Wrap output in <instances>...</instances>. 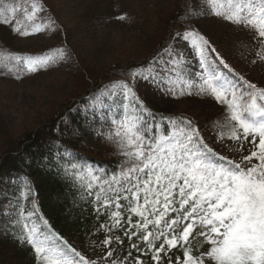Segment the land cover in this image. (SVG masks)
Returning <instances> with one entry per match:
<instances>
[{
  "label": "rangeland",
  "instance_id": "374dc122",
  "mask_svg": "<svg viewBox=\"0 0 264 264\" xmlns=\"http://www.w3.org/2000/svg\"><path fill=\"white\" fill-rule=\"evenodd\" d=\"M173 1L25 0L29 9L35 2L42 6V11L37 12L33 21L25 20L21 14L15 23L19 20L21 23L18 26L29 31L35 24L45 25L51 22V27H44L31 35H20L15 46L21 50V58L51 55L57 59L46 65H38L35 71H27L29 75L19 81L0 79V121L4 123L8 134L17 136L43 120L75 92L80 80L85 86L86 80L95 78V82L109 68L135 63L141 57L159 49L162 40L167 36L165 22H169L167 14L171 12ZM216 6L219 7L218 4ZM211 8L208 0L193 2L189 12L192 29L174 33L167 48L160 50L158 56L155 55L157 57L154 56L150 67L138 72L132 86L118 87L124 84L119 80L107 83L85 105L76 106L72 110L80 120V127L73 128L71 135L82 141L78 145L81 153L93 157L102 156L100 153L106 149L105 140L115 130L113 118L119 119L124 114L135 115L145 104L153 111L167 116L192 117V124L199 129V135L209 148L219 156L242 163V157L253 150L250 145L251 137L248 141H242L241 148L237 142L219 135L212 128L213 124L208 117L205 119L207 106L220 109L222 104L212 93L200 91L198 85L202 83L201 65L202 62L214 63L217 72L235 85V88L237 84H246L245 81L264 88V60L257 55L258 52L264 55V50L255 30L214 15ZM121 16L124 19H120ZM187 32L198 33L208 41L203 55L197 46L200 41L196 36L186 37ZM213 48L215 52L211 51ZM61 55L62 59L59 58ZM75 59L79 62L73 63ZM219 59H223L228 68L219 64ZM204 75L207 77L208 74ZM110 77L102 76V79ZM240 77L244 79L241 80ZM113 88L115 94L108 95ZM228 95H231L230 92ZM98 99H103V106L97 103ZM260 100L264 106V99ZM65 118L70 122L71 115L68 113ZM255 162L254 159L253 163ZM3 184L0 179V264H29L31 261L23 255V249L32 247L33 244L21 242L14 247L13 242L7 238L9 226L16 224H21L24 229L25 225L28 230L35 229L38 233L36 239L47 240L49 245L61 251L62 256L57 258H66L70 264H75L79 259L76 253L95 264H111L112 259L117 260L118 264L121 261L124 264H135L137 256L142 264H156L141 241L138 240L135 244L145 249L144 254L134 256L133 251L137 249L131 247L132 252L127 249L129 242L122 233L121 226L111 232L108 228L112 225L102 228L98 221L103 215L101 209L96 211L97 222L88 225L91 232L87 231L86 226L82 235L70 234L69 242L53 231L42 217V212L49 213L60 202L61 196L38 194L39 189H36L34 179L25 192L16 196ZM86 200L87 196L84 195L74 200L68 209L71 220L81 214L87 216L89 209L84 207ZM120 203L123 204V200ZM39 204L45 208L39 209ZM187 207L186 205L185 208ZM21 211L23 217L20 215ZM169 214L165 219L177 215L174 212ZM186 223L187 221L183 222L177 232L182 231ZM69 228L77 231L71 225ZM107 235L120 237L123 243L118 244L113 240L109 247L114 255L106 260L104 257L109 248H105L102 241ZM161 240L155 242L156 247H159ZM185 247H190L195 256L207 251L210 245L194 229ZM165 248L167 249V245ZM182 251L183 248L177 245L167 255L162 252L160 264H168L169 259L172 264H176L177 256L182 261ZM125 257L128 259L125 260Z\"/></svg>",
  "mask_w": 264,
  "mask_h": 264
},
{
  "label": "snow or ice",
  "instance_id": "6c2138e0",
  "mask_svg": "<svg viewBox=\"0 0 264 264\" xmlns=\"http://www.w3.org/2000/svg\"><path fill=\"white\" fill-rule=\"evenodd\" d=\"M208 2L212 5V14L255 30L264 50V0ZM38 11H42V6L35 2L29 9L27 4L23 7L20 4L12 6L0 0V22L5 24H11L17 13H21L25 20L33 21ZM119 18L124 19L123 16ZM20 23L16 21L17 25ZM44 27H51V22L35 24L31 31L14 26L13 31L31 35ZM185 36L197 37L200 41L197 46L203 55L208 41L195 32H187ZM211 51L215 52V49ZM216 55L219 57L218 53ZM257 55L264 60V55L259 52ZM2 56L0 52V67L4 66ZM56 59L51 55L27 57L22 58V63L31 72L38 65H46ZM219 64L228 68L223 59H219ZM201 67L200 91L212 93L231 110L232 125L228 139L243 148L242 141H248L251 137L253 150L242 157V163L219 156L209 148L199 135V129L188 118H170L171 130L157 136L155 133L149 134L150 130L139 116L124 114L119 119L113 118L115 130L108 137L123 157L119 173H113L110 179L104 180L93 170L79 166L73 169V179L77 182L86 181L82 186L90 193L96 190L97 202L103 198L101 207L115 206L116 211L111 213L114 223L108 228L109 232L121 226L120 210L125 206L120 201H127L128 211L140 219L133 225L132 217L129 216L128 230H125L124 235L129 241L134 236L138 237L147 252L152 253L151 260L156 264H160L162 252L167 255L177 245L183 248V260L177 256L176 264H206V261L207 264H264V106L257 104L258 97L264 99V88L245 81L247 89L251 90L248 100H245L244 93H237L235 85L217 72L214 63L202 62ZM118 87L127 88V85ZM107 94H115V88ZM97 103L103 106V99H98ZM173 212L177 213L175 217L165 219ZM20 215L23 217V211ZM185 221L186 226L177 232V228ZM150 225L152 230H149ZM24 227L27 231L22 239L33 244L38 259L43 256L49 264H70L66 258H57L62 256L61 251L49 245L47 240H37L35 229L28 230L27 225ZM133 227L136 231H130ZM194 229L210 245L207 251L195 256L190 247H185ZM161 238L163 243L156 247L155 242ZM113 240L118 244L123 243L120 237L107 235L102 241L104 247L109 248L104 257L106 260L114 255L109 247ZM131 247L142 254L145 252L137 244ZM72 251L75 252L74 249ZM76 255L79 259L75 264H95L78 253ZM128 255L131 256V253ZM111 264H118V261L112 259ZM135 264H142L139 256ZM168 264H172L171 259Z\"/></svg>",
  "mask_w": 264,
  "mask_h": 264
},
{
  "label": "trees",
  "instance_id": "16d2710c",
  "mask_svg": "<svg viewBox=\"0 0 264 264\" xmlns=\"http://www.w3.org/2000/svg\"><path fill=\"white\" fill-rule=\"evenodd\" d=\"M110 1L114 2L115 0ZM192 1L193 0L173 1L170 7L171 12L167 14L169 16V22H165L167 36L162 40L160 48L154 51V53L141 57L135 63L131 62L128 63V65L106 69L107 71L101 75L100 78H97L95 82V78L90 81L86 80L85 86H83L80 80V82L77 83L75 92L68 96L55 111L46 115L43 120L35 123L30 128L18 133L17 136L8 134L4 123L0 121L1 184L5 183L3 186L7 185L11 189V193L16 196L25 192L34 179L36 189H39L38 194H57L61 196L60 202L54 206L49 213L42 212V215L48 226L54 231H57L68 241L70 240L68 237L70 234L82 235L86 226L87 231L91 232V229H88V225L97 222V208L103 211V215L98 221H100V224L107 226H111L114 223V220L111 219V213L116 211L114 205L111 208L101 207L100 205L103 201L97 202L96 190L90 193L82 186L86 181L77 182L73 179L74 167L85 166L87 169L93 170L95 174L99 175L104 180H108L113 173H119L123 163V157L117 151L115 143L108 139L109 136L105 140L104 147L106 149L102 150L100 153L102 156L99 155V158L80 152L78 145H80L82 141L71 135L73 128L80 127V120L77 114L72 112L73 108L77 105L84 104L88 97L108 82L120 80L130 85L134 77L133 74L140 68L149 65L150 60L168 45L175 31L192 29V25L188 20ZM4 3L12 6L20 4L21 7L24 5L22 0H4ZM89 13L92 15V12ZM17 14L20 15V13ZM14 26H16L14 23L5 24L0 22V52L3 54L2 62L4 65L0 67V79L18 81L24 74L27 76L28 72L23 66L22 61L17 57L21 53V50L16 48L15 42L19 39L20 34L13 31ZM74 62L79 61L75 59ZM77 67H79V64H77ZM105 75H110L111 77L102 79V76L106 77ZM87 76L88 75H86V77ZM78 87H81V89L78 90ZM249 91L251 90L247 89L246 85L244 92L242 91L245 100L249 98ZM212 107L215 109H212ZM212 107L207 106L205 110V119L208 117L207 119L213 124L212 128L218 131L220 135L228 138L232 125L230 118L226 116L228 107L226 106L225 108L222 106L220 109L215 106ZM229 112H231L230 109L228 110V113ZM68 113L71 115L70 122L66 121L65 118V115ZM136 116H139L146 128L150 130L149 134L155 133L157 136L169 131L170 118L175 117L179 120L185 117L194 121L192 117L187 115L171 117L151 109L138 111ZM81 195L87 196L84 207L88 208L89 211L86 213V217L81 214L77 216L76 219L71 220V215L68 216V209L72 206L74 200L79 199ZM122 205L125 206L120 210L121 227L122 233L124 234L125 230H128V217H132L133 225H135L140 217L128 211L127 201L123 200ZM38 207L41 210L45 208L42 204H39ZM169 216L170 214L167 217ZM83 218L85 220H82ZM70 225L75 227L77 231H72L69 228ZM149 230H152L151 225L149 226ZM26 231L27 230L24 229L21 224L9 226L7 238L9 241L13 242L15 247L19 243L26 241L22 239V237L26 236ZM130 231H136V229L133 227ZM126 238L129 245L138 240V237L135 236L131 241H129L127 236ZM129 245H126V247L132 252ZM23 255L31 259L29 264H45L47 262L44 260L43 256L38 259L34 246L23 249Z\"/></svg>",
  "mask_w": 264,
  "mask_h": 264
},
{
  "label": "water",
  "instance_id": "95a60500",
  "mask_svg": "<svg viewBox=\"0 0 264 264\" xmlns=\"http://www.w3.org/2000/svg\"><path fill=\"white\" fill-rule=\"evenodd\" d=\"M94 87H95V85H94Z\"/></svg>",
  "mask_w": 264,
  "mask_h": 264
}]
</instances>
